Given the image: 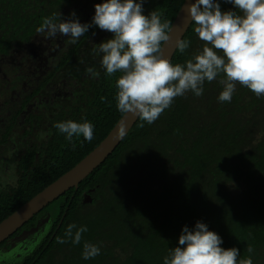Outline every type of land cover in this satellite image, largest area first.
I'll return each instance as SVG.
<instances>
[{
	"label": "trees",
	"instance_id": "trees-1",
	"mask_svg": "<svg viewBox=\"0 0 264 264\" xmlns=\"http://www.w3.org/2000/svg\"><path fill=\"white\" fill-rule=\"evenodd\" d=\"M184 1L144 0L142 14L156 11L162 22L173 23ZM103 2L0 0V62L36 38L59 40L64 45L60 60L68 63L72 55L77 57V75L72 79L78 86L72 103L63 101L36 125L31 112L24 118L19 108H9L21 117L22 125L8 134L15 145L17 184L0 189V223L75 167L123 116L116 106V82L122 73L106 75L102 56L93 53L96 45L113 38L112 33L94 26L73 44L70 37L48 38L36 31L46 17L55 15L59 22V14L68 20L74 12L81 24L91 23L94 6ZM216 2L222 12L236 11L225 0ZM194 27L192 23L183 39L190 41L189 48L184 53L177 50L173 65H184L202 52L204 42ZM85 67L94 68L99 76L84 77ZM222 78L206 81L200 97L189 91L175 98L151 125L139 119L77 189H70L23 226L39 228L41 234L36 233L42 236L18 264H163L169 249L179 246L182 228L191 230L197 221L222 238V248H237L238 261L249 258L251 245L253 264H264V96L258 98L237 84L231 102H219ZM69 120L91 123L92 140L80 135L70 142L54 127ZM88 196L92 202L85 203ZM69 224L88 229L79 245L65 237ZM60 239L68 242L61 244ZM84 242L98 246L100 254L84 260Z\"/></svg>",
	"mask_w": 264,
	"mask_h": 264
},
{
	"label": "clouds",
	"instance_id": "clouds-1",
	"mask_svg": "<svg viewBox=\"0 0 264 264\" xmlns=\"http://www.w3.org/2000/svg\"><path fill=\"white\" fill-rule=\"evenodd\" d=\"M236 11H221L216 0H195L185 6L187 19L194 23V32L204 42L202 52L186 61L175 64L164 57L162 44L170 40L173 30L171 21L162 22L156 11L143 15L144 0H106L96 4L91 23L81 24L75 13L70 19L57 22V16L43 19L36 29L38 34L55 38L58 34L70 37L75 44L90 28L113 34V38L96 45L93 53L102 56L101 67L106 75L120 72L117 79V110L122 114L138 117L148 125L153 124L175 98L191 91L196 97L203 94V85L219 76L223 91L219 102H231L236 85L246 87L256 97L264 96V0H225ZM176 46L184 53L190 41L177 40ZM86 74L99 76L92 67ZM103 99V98H102ZM143 126V125H141ZM65 138L72 141L82 135L86 141L93 138V125L71 120L54 125ZM126 129L121 127L119 135ZM75 232H73V230ZM86 226L77 228L69 224L65 237L79 245ZM59 243H67L60 239ZM222 238L208 230V226L197 221L193 229L184 226L178 245L169 249L163 264H253L254 249L247 246L249 258L238 261L237 248L224 249ZM100 254V248L84 242L82 258L88 260Z\"/></svg>",
	"mask_w": 264,
	"mask_h": 264
},
{
	"label": "flooded vegetation",
	"instance_id": "flooded-vegetation-1",
	"mask_svg": "<svg viewBox=\"0 0 264 264\" xmlns=\"http://www.w3.org/2000/svg\"><path fill=\"white\" fill-rule=\"evenodd\" d=\"M56 43L60 44L61 41L49 42L36 38L25 48L14 50L0 62V189L9 184H17L10 177L11 170L17 167L12 155L15 145L8 136L12 132L11 128L21 126L19 120L21 117L26 118L24 114L30 112V118L36 125L43 116L48 118L50 111H54L63 101L71 99L72 103L73 97L77 96L76 79H72L77 75V57L72 55L70 62H63L59 58L64 45ZM85 70L86 67L84 77L87 75ZM12 107L19 108L21 117L10 111L9 108ZM34 229L35 227L21 228L4 242V247L0 245V254L13 252L17 246V251L29 247L28 243L38 237Z\"/></svg>",
	"mask_w": 264,
	"mask_h": 264
},
{
	"label": "water",
	"instance_id": "water-1",
	"mask_svg": "<svg viewBox=\"0 0 264 264\" xmlns=\"http://www.w3.org/2000/svg\"><path fill=\"white\" fill-rule=\"evenodd\" d=\"M190 3H195V0L184 1L172 23L173 30L170 33V40L161 46L164 57L169 59L171 62L178 50L176 41L184 39L192 25V23H190L187 19L185 9V6ZM138 121V117L133 118L131 115L123 114L110 133L92 152L82 159L75 167L62 175L42 192L34 196L30 201L25 203L8 218L2 221L0 223V245L10 239V237L17 233L26 223L70 189H77L79 185L94 172L95 169L102 165L108 157L114 153ZM121 127L126 129L123 136L119 135V129ZM84 202H92L91 197H86ZM38 231L39 228L34 229V232ZM12 241L15 240L13 239Z\"/></svg>",
	"mask_w": 264,
	"mask_h": 264
},
{
	"label": "rangeland",
	"instance_id": "rangeland-1",
	"mask_svg": "<svg viewBox=\"0 0 264 264\" xmlns=\"http://www.w3.org/2000/svg\"><path fill=\"white\" fill-rule=\"evenodd\" d=\"M15 171H16L15 169L11 170L12 175L10 177L13 178V179H14V173H15ZM49 211H50L51 214L56 215V213L53 212V211H55V208H50ZM40 234H41V232H40ZM40 234L39 233H36V236L37 235L38 236H42ZM36 242H37V239H34L33 242H31V243L29 242L28 243V246L29 247H27L26 249L24 248L22 251H17L16 250V248H18V246H17L16 248H14V250H12L13 252H10V253L4 252L3 254H0V258H1L0 259V262L3 261L2 264H6L8 262V260H10L9 262L11 264H14V263L18 264L20 262V259L19 258L22 257V256H25L26 252H28L30 250H33V248L35 247V245H37Z\"/></svg>",
	"mask_w": 264,
	"mask_h": 264
}]
</instances>
